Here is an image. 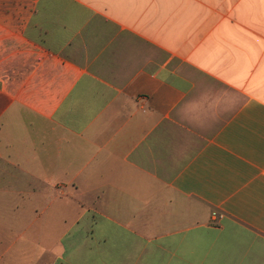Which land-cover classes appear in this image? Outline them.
<instances>
[{
	"label": "crops",
	"instance_id": "1",
	"mask_svg": "<svg viewBox=\"0 0 264 264\" xmlns=\"http://www.w3.org/2000/svg\"><path fill=\"white\" fill-rule=\"evenodd\" d=\"M0 264H264V0H0Z\"/></svg>",
	"mask_w": 264,
	"mask_h": 264
}]
</instances>
